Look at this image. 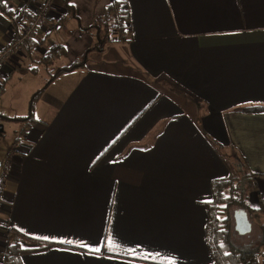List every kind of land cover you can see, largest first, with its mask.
Masks as SVG:
<instances>
[{
  "label": "crops",
  "instance_id": "0c3cea01",
  "mask_svg": "<svg viewBox=\"0 0 264 264\" xmlns=\"http://www.w3.org/2000/svg\"><path fill=\"white\" fill-rule=\"evenodd\" d=\"M118 1L125 41L81 24L110 0H72L77 19L52 0L60 43L41 28L0 66V251L10 227L27 240L18 264H216L211 182L246 175L264 199V110H236L264 108V0Z\"/></svg>",
  "mask_w": 264,
  "mask_h": 264
},
{
  "label": "trees",
  "instance_id": "16d2710c",
  "mask_svg": "<svg viewBox=\"0 0 264 264\" xmlns=\"http://www.w3.org/2000/svg\"><path fill=\"white\" fill-rule=\"evenodd\" d=\"M71 1L72 0H63L62 8L67 11V14L75 18ZM123 11L125 10H121L118 0H110L109 4L105 7L103 14L106 20L103 21V28L106 33L103 35H105L104 40L106 42L113 43L126 40L125 37L128 31V25L125 21L126 16ZM0 12L10 14V21L13 23L11 11L7 10L3 0H0ZM107 20L111 23L109 26L106 22ZM119 24H122L123 27H119ZM89 28L92 29V26ZM89 28H84L83 30L86 32ZM108 29L114 31H110L111 33L108 34ZM31 42L36 41L32 40ZM74 67H76V65H70L64 68V70L68 71ZM40 91L41 90H38L32 95L30 104L35 101ZM236 110L243 112H259L264 110V108L261 106H249L237 108ZM12 120L18 119L13 118ZM23 120L24 119H19V121ZM242 176H245L244 179L248 178L246 175H241L215 180L210 184L212 199L208 206L205 241L216 264H258V259L264 253L260 250V248L264 246V199L258 198V203L255 207L249 205L248 194L246 190L243 189ZM233 208H243L248 213V216L250 215L249 217L252 218L250 221L251 227L253 223L259 229L260 237L255 246H237L233 244L231 239L233 231ZM4 231L5 246L3 250L0 251V263L18 264L20 255L25 252V247L23 246L26 244L27 240L10 227L5 228ZM249 243L250 242H248V244ZM46 247L47 245L42 247V249Z\"/></svg>",
  "mask_w": 264,
  "mask_h": 264
},
{
  "label": "built area",
  "instance_id": "2783aa9c",
  "mask_svg": "<svg viewBox=\"0 0 264 264\" xmlns=\"http://www.w3.org/2000/svg\"><path fill=\"white\" fill-rule=\"evenodd\" d=\"M3 2L7 10L13 14V23L10 22L7 30L8 43L0 47V66L10 57L18 54L21 45L26 40L38 41L37 33L41 28L44 30L43 33L56 28L54 23L47 24L52 9V0H3ZM17 2L20 4L19 6ZM118 26L123 27L122 24ZM11 156L12 150H10L9 156L1 167L0 194L2 193L4 178L11 172ZM1 204L0 200V211ZM1 228L7 227L1 226Z\"/></svg>",
  "mask_w": 264,
  "mask_h": 264
},
{
  "label": "rangeland",
  "instance_id": "374dc122",
  "mask_svg": "<svg viewBox=\"0 0 264 264\" xmlns=\"http://www.w3.org/2000/svg\"><path fill=\"white\" fill-rule=\"evenodd\" d=\"M18 6L20 5L18 2H17ZM85 10L79 8L78 12L75 13L74 12V15L78 17V15H82L84 14ZM104 10H102L101 12H93V14L91 15L90 12L87 13V17L85 15H83V17L81 18V24L83 25V27H90L92 26V28L94 29V33L95 35L98 36V32H101L99 33L100 34H104V30H103V21L106 20V18L104 17V14H103ZM78 14V15H77ZM2 16H5L4 14H2ZM51 16V14H50ZM49 16V17H50ZM77 19V18H75ZM85 20V21H84ZM65 23L62 25V28H76V25H77V22L72 19L71 17H66L65 18ZM108 26L111 24L109 20L106 21ZM10 23V21H9ZM8 23V24H9ZM47 24H53L52 22L51 23H48ZM45 24V25H47ZM56 27H60V24L59 23H56L55 24ZM54 26V25H53ZM58 27V28H59ZM43 30V29H42ZM43 32V31H42ZM56 32H58V29H52L50 31V33H48L47 35H45V38H46V42L44 44V46H49V47H52V46H55V44H59L60 42L58 41L59 40V36L56 35ZM43 34V33H42ZM92 35V33H91ZM96 36V37H97ZM100 37V36H99ZM37 40L41 39V37L39 35H37ZM44 38V37H43ZM89 38L91 39V36H89ZM28 41H32V40H28ZM42 42H43V39H42ZM5 43L7 44L8 43V39L5 40ZM90 42H88V45H89ZM5 44V45H6ZM48 47V48H49ZM79 47H81L79 45ZM24 53V52H23ZM88 53V51H85L83 53L84 57L86 56V54ZM23 55V54H22ZM79 61L78 62H82L83 60L82 59H78ZM75 63V62H74ZM31 70H32V66L30 67ZM27 75L25 78H23V76L21 77L20 75L24 74L22 73V71H19L17 73V77L20 76V78L22 79V83H26L27 80L30 81L29 79V76H31V74L28 73V71L25 72ZM36 80V79H35ZM38 80V79H37ZM9 81V80H8ZM8 81H5L6 83ZM18 86H19V83H18V80H16L14 83L10 84V85H7L6 87V90H5V95L6 97H10L12 96L14 93H18ZM5 98V97H4ZM3 138V135L2 133L0 132V156L2 155V151L4 150V141L2 140ZM11 147V146H9ZM8 155V153H7ZM7 157V156H6ZM4 157L3 158H0V163H2L4 160ZM255 194V192H254ZM248 197H250V194H248ZM248 203L253 206V199H252V196H251V199L248 200ZM262 215V214H260ZM3 216L0 214V219L2 218ZM250 218V217H249ZM252 220V218H250ZM231 239H232V242L234 245H237V246H243V245H248V242H250L251 244L253 245H256L257 244V240H259V237H260V231L259 229L256 227V225H254L252 223V227H251V231L250 233H248V235L246 234L245 236H238L237 233H235L234 231H232V235H231ZM261 250V248H260Z\"/></svg>",
  "mask_w": 264,
  "mask_h": 264
},
{
  "label": "water",
  "instance_id": "95a60500",
  "mask_svg": "<svg viewBox=\"0 0 264 264\" xmlns=\"http://www.w3.org/2000/svg\"><path fill=\"white\" fill-rule=\"evenodd\" d=\"M233 229L238 235H246L251 230V224L247 218L246 211L239 208L232 213Z\"/></svg>",
  "mask_w": 264,
  "mask_h": 264
},
{
  "label": "snow or ice",
  "instance_id": "6c2138e0",
  "mask_svg": "<svg viewBox=\"0 0 264 264\" xmlns=\"http://www.w3.org/2000/svg\"><path fill=\"white\" fill-rule=\"evenodd\" d=\"M44 239H48L47 237H45ZM111 243V242H110ZM94 251H96V252H99L100 251V249L99 248H96V249H94ZM148 257H145V259H147Z\"/></svg>",
  "mask_w": 264,
  "mask_h": 264
}]
</instances>
